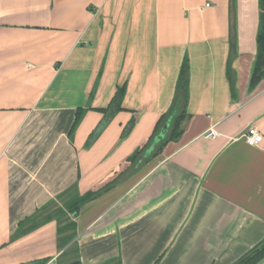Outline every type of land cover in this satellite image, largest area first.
I'll return each mask as SVG.
<instances>
[{
  "label": "crops",
  "instance_id": "crops-1",
  "mask_svg": "<svg viewBox=\"0 0 264 264\" xmlns=\"http://www.w3.org/2000/svg\"><path fill=\"white\" fill-rule=\"evenodd\" d=\"M258 23V0H0V264H231L262 241ZM184 58L183 131L130 166ZM119 87L123 109L86 146Z\"/></svg>",
  "mask_w": 264,
  "mask_h": 264
},
{
  "label": "trees",
  "instance_id": "trees-1",
  "mask_svg": "<svg viewBox=\"0 0 264 264\" xmlns=\"http://www.w3.org/2000/svg\"><path fill=\"white\" fill-rule=\"evenodd\" d=\"M233 0H231V3ZM259 3V23L256 34V55L253 65V69L250 76L249 85L250 87L255 86L262 78H264V0H258ZM234 40H231V48H233ZM123 96V87L117 88L111 100L105 107L94 108L96 111L102 113V120L99 125L89 134L86 146H88L93 138H95L102 127L106 124L107 121L119 110H122L121 100ZM188 62L187 58H184L179 69V74L177 82L175 85L174 94L172 97L171 104L166 112L160 115L158 120L155 123L154 129L151 135L148 137L147 141L141 147L135 149L128 157L130 166H137L142 162H145L150 156L156 155L164 147V145L169 141H175L179 138L183 131V125L188 117L185 112L186 104L188 101ZM83 111V108H76L74 119L71 125V128L68 132L71 137V131L77 125L80 114ZM134 120L131 119L125 130L120 136V139L125 137L128 130L133 126ZM167 124L166 132L163 137H161L153 146L155 136L160 132L162 127ZM152 146V147H151ZM150 149V154L146 157H143L145 150ZM113 182L104 185L102 188L87 191L82 195H76L73 199L69 200L65 205L66 208L71 212H76L80 205L83 203L95 198L105 191ZM264 258V239L255 245L252 249L247 251L245 254L240 256L236 261L231 264H256L258 261ZM47 259H41L38 261H33L29 264H44ZM63 264H81L78 258H75L69 262ZM116 264H121L117 260ZM155 264V263H154Z\"/></svg>",
  "mask_w": 264,
  "mask_h": 264
},
{
  "label": "built area",
  "instance_id": "built-area-1",
  "mask_svg": "<svg viewBox=\"0 0 264 264\" xmlns=\"http://www.w3.org/2000/svg\"><path fill=\"white\" fill-rule=\"evenodd\" d=\"M206 5H209L206 3ZM217 134L216 130L213 128L208 129L205 133V137H215ZM245 142L249 146H256L262 141V135L260 131L255 126H249L247 127L245 134H244ZM44 264H55L54 259L47 260Z\"/></svg>",
  "mask_w": 264,
  "mask_h": 264
},
{
  "label": "water",
  "instance_id": "water-1",
  "mask_svg": "<svg viewBox=\"0 0 264 264\" xmlns=\"http://www.w3.org/2000/svg\"><path fill=\"white\" fill-rule=\"evenodd\" d=\"M166 129H167V124L166 125H164L163 127H162V129L160 130V132L155 136V138H154V141H153V143H152V146L161 138V137H163V135H164V133L166 132ZM151 146V147H152Z\"/></svg>",
  "mask_w": 264,
  "mask_h": 264
},
{
  "label": "flooded vegetation",
  "instance_id": "flooded-vegetation-1",
  "mask_svg": "<svg viewBox=\"0 0 264 264\" xmlns=\"http://www.w3.org/2000/svg\"><path fill=\"white\" fill-rule=\"evenodd\" d=\"M264 259V258H263ZM261 259L260 261H258L256 264H264V263H261V261L263 260Z\"/></svg>",
  "mask_w": 264,
  "mask_h": 264
},
{
  "label": "rangeland",
  "instance_id": "rangeland-1",
  "mask_svg": "<svg viewBox=\"0 0 264 264\" xmlns=\"http://www.w3.org/2000/svg\"><path fill=\"white\" fill-rule=\"evenodd\" d=\"M261 263H264V259L261 261Z\"/></svg>",
  "mask_w": 264,
  "mask_h": 264
}]
</instances>
